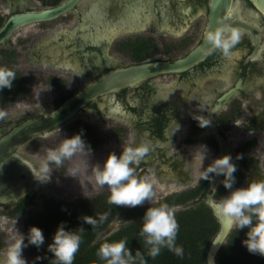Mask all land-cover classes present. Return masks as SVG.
<instances>
[{"label": "flooded vegetation", "instance_id": "obj_1", "mask_svg": "<svg viewBox=\"0 0 264 264\" xmlns=\"http://www.w3.org/2000/svg\"><path fill=\"white\" fill-rule=\"evenodd\" d=\"M33 1L0 0V4L3 2L10 8L6 15L0 11L3 22L23 9L43 10L67 0H35V4ZM210 3L211 0H79L72 9L56 18L38 22L41 32L46 35L36 44L32 56L58 66L68 75L78 76L82 88L91 79L122 67L142 62H172L186 56L204 41ZM224 17L242 32V39L234 49L241 53L238 59L229 60L220 50H209L204 59L183 71L156 74L132 87L100 95L77 113L92 112L99 119L95 121L97 125L121 132L123 139L119 151L126 144L150 141L149 151L138 164L132 165L136 175L145 177L148 166L155 164L157 173L168 185L175 180L182 184L172 188L170 195L195 192L196 195L186 201L189 205L199 201L208 205L207 189L214 173L209 174L210 179L199 177L221 152L212 120L230 144L232 160L242 174L238 184L247 181L248 172L255 171L258 176H264V167L261 168L253 156L247 159V153L252 152V146L258 142L252 137L253 133L264 127V11L253 0H231ZM5 53L9 57L11 50H5ZM257 83L263 93L259 98L251 92ZM234 87H238L237 93L213 112L220 97ZM163 96L168 99L160 98ZM244 100L249 104H244ZM247 111L250 118L239 124H245L244 133L248 136L242 138L237 153L232 149L229 132L230 128L238 126L235 122ZM196 115L209 119V125L201 127ZM29 118H20L7 131L3 129L5 124L0 122V138ZM93 121L80 120L77 128L82 125L91 134ZM177 123L179 128L174 131ZM130 132L134 139L130 138ZM127 135L128 139H125ZM258 136L262 137L261 134ZM17 151L20 152L19 147ZM237 154L240 159L236 158ZM20 155L34 164L28 156L21 152ZM11 156L12 153L7 155L6 160ZM34 166L37 168L36 164ZM48 182H41L16 201L0 202V205L13 203L14 212L25 210L33 202L35 191L47 186ZM220 187L219 184L214 193L215 200Z\"/></svg>", "mask_w": 264, "mask_h": 264}, {"label": "clouds", "instance_id": "obj_2", "mask_svg": "<svg viewBox=\"0 0 264 264\" xmlns=\"http://www.w3.org/2000/svg\"><path fill=\"white\" fill-rule=\"evenodd\" d=\"M203 39L210 43L211 50H220L223 56L232 60L238 59L240 51L234 50L242 39V32L230 24H220L213 28H205ZM81 73H77L79 75ZM16 73L6 67L0 66V89L11 88ZM168 99V96L160 97ZM3 113L0 112V116ZM201 127L209 125V119H202L196 115ZM239 125V121L235 122ZM179 128L177 123L176 129ZM82 131L70 136H64L62 142L55 148H48L46 157L38 171L33 173L34 177L47 182L52 179L53 168L51 164L61 165L65 160L71 159L77 153L90 155L93 149L82 136ZM173 131V132H174ZM150 141H142L139 144H126L122 151L117 154L110 151L102 163L93 166L95 181L101 187L107 185L109 190L108 203L114 205H127L134 207L145 201H152L154 197L153 182L147 177H138L132 166L138 164L145 153L149 151ZM206 149V146H204ZM204 156V155H203ZM237 159L241 156L237 154ZM203 159V157H202ZM237 170L230 154H224L215 158L200 174V178L210 179V173L223 176V185L228 193L217 201V208L222 211L226 219L236 230L247 227L246 237L242 243L251 253L264 255V178H251L243 186L233 187L236 181L234 173ZM68 176L79 179V168L71 167L66 173ZM215 193V188H213ZM108 212L99 214V222L107 219ZM82 219L90 224L96 225L97 219L92 215H83ZM179 224L175 217V209L168 203L162 202L149 206L145 209L142 217L140 235L144 237L148 245L147 255L157 257L162 248H167L178 256L183 255V247L176 243ZM82 236L78 228L65 227V222H60L47 248L55 258L56 264H73L75 254L80 248ZM45 242V236L40 227L32 225L25 234L17 229V234L11 237L3 250H0V264H28L23 255V248L32 244L39 249ZM227 243V242H225ZM98 256L104 264H147L145 256L139 248L133 254L128 247V239L106 241L98 249ZM44 257L37 255L32 261L41 260Z\"/></svg>", "mask_w": 264, "mask_h": 264}, {"label": "rangeland", "instance_id": "obj_3", "mask_svg": "<svg viewBox=\"0 0 264 264\" xmlns=\"http://www.w3.org/2000/svg\"><path fill=\"white\" fill-rule=\"evenodd\" d=\"M36 3L35 0L33 1ZM9 6L0 4V11L3 14L9 12ZM41 24L38 22H33L21 26L12 35L10 42L5 46H0V66H6L12 69L22 82L21 88L17 91V97L9 100L7 103L0 102V112L3 113L0 116V122L4 123V130L7 131L10 126L15 125V123L23 117H32L40 114H49L50 111L54 110L59 100L66 99L74 91L82 88L83 83L78 76H71L61 71L58 66L51 64L46 61H39L34 59L32 56L34 48L37 46L39 41L42 40L46 33L41 32ZM5 50H11L14 52L8 57ZM116 51V49L114 50ZM257 83L256 86H252V91L254 96L259 98L263 96L261 90ZM244 104H249L247 100H244ZM259 106V104H256ZM260 107V106H259ZM250 114H252L250 112ZM250 118L249 112H245L239 116L238 121H247ZM94 120L91 126V134L88 131L82 132L83 138L89 143L93 149L92 154H80L77 153L71 159L65 160L61 165L51 164L50 167L53 168L52 179L49 180L47 186L39 188L35 191L33 196V202L22 211L14 212V204H2L0 205V240L2 245L0 250H3L7 243L11 241V237L17 234V229L25 234V243H27V233L32 225H36L44 230L45 226L47 228L43 231L44 236H46V230L55 231L57 225L48 223L50 216L55 212V215L61 216L60 210L56 208H71L73 203L80 200H93L98 196H103L101 198L104 201L105 196L109 194L107 185L101 187L95 181L93 174V166L96 163H102L110 151H115L116 153L121 152L118 149L123 135L121 132L112 128H106L102 125H97L95 121L99 119L92 112L79 113L73 116L71 119L61 124L58 128L44 134H38L31 137L24 145L19 146V150L22 154L28 156L32 159L34 164H36L39 169L46 157V151L48 148L57 147L64 136H70L78 132L77 124L80 120ZM264 125V124H263ZM245 124L240 123L235 128H230L229 136L232 138V149L236 152H240L239 149L242 146V138L248 136L244 133ZM257 130V129H256ZM258 133L254 132L252 137L257 138L258 142L252 146V152L247 153V159L250 160L253 156L257 163L264 167V127H259ZM130 138L134 139V135L130 132ZM261 134V138L258 136ZM128 139V135L125 136ZM119 147V148H118ZM73 166L79 168V179L76 177L68 176L65 173ZM149 172L145 176L151 182H153V192L154 197L152 201H145L141 205L134 207H148L157 203L159 200L170 195L172 188H177V186H182L180 181L175 180L174 183H161V179L156 171L155 164L148 166ZM264 171V170H263ZM258 172H248L246 174V179L251 178H264L258 176ZM258 176V177H257ZM144 177V176H143ZM141 177V178H143ZM179 182V184L177 182ZM243 181L237 186H243L247 183ZM223 183H220L222 185ZM171 188V189H170ZM181 190V189H180ZM228 189H224L218 195L216 194V200L218 201L221 196L228 193ZM218 192V191H217ZM175 194V193H174ZM203 203L199 201L196 204L189 205L188 202L178 203L171 207L175 209V213L184 208L194 207L198 204ZM128 207V208H134ZM12 210V211H11ZM63 212V211H62ZM81 214H85L83 205L81 209ZM124 216V215H123ZM123 216L118 217V214L109 222V225L114 221H117L119 229L124 224H127L129 220L124 219ZM143 215H141V218ZM234 226L224 241V244L228 243L231 233L234 230ZM116 229V230H117ZM102 233V232H101ZM97 236L94 242L99 240L100 234ZM227 242V243H225ZM47 243V242H46ZM48 244V243H47ZM222 245V246H223ZM45 244H43L39 249L32 244H28L27 247L23 248V255L28 261V264H32V261L37 255L44 257L45 255ZM44 257L41 260L35 261V264H45Z\"/></svg>", "mask_w": 264, "mask_h": 264}, {"label": "water", "instance_id": "obj_4", "mask_svg": "<svg viewBox=\"0 0 264 264\" xmlns=\"http://www.w3.org/2000/svg\"><path fill=\"white\" fill-rule=\"evenodd\" d=\"M230 1L231 0H222V2L218 3V0H211L207 28H213L220 24H229L224 14L225 11L228 10ZM253 1L264 11V0ZM78 2L79 0H67L51 8L30 11L23 9L21 12L11 14L0 26V46L9 41L15 31L21 26L56 18L72 9ZM211 47L210 43L204 40L186 56L178 58L175 61H158L156 63L142 62L102 74L88 81L80 91L68 97L59 107L50 111L49 114L30 117L13 127L11 131L0 138V202L6 203L16 201L33 187L41 183V181L37 180L33 175L38 169L29 159L22 157L20 152L17 151L18 147L26 138L44 134L60 126L76 115L81 109L85 108L90 101L95 100L100 95L115 93L123 87H132L142 80L156 74L183 71L204 59ZM237 88L238 87H234L226 91L220 97L219 104L213 108V112L223 106L235 95V93H237ZM116 112L126 113L120 110ZM212 125L214 133L221 143L220 156L224 154L232 155L230 144L219 132L214 120H212ZM10 153H12V156L10 159L6 160L7 155ZM23 174L26 176L23 177ZM222 177V175L214 173L207 189V204L212 209L220 227L210 243L205 264H216V257L219 250L233 228V225L228 222L222 211L217 208V200L213 198L214 193L212 190L213 188H215V190L217 189L222 181ZM128 207L127 205H122L117 218L123 216ZM117 227L118 223L114 221L102 231L99 240L112 234L116 231Z\"/></svg>", "mask_w": 264, "mask_h": 264}, {"label": "trees", "instance_id": "obj_5", "mask_svg": "<svg viewBox=\"0 0 264 264\" xmlns=\"http://www.w3.org/2000/svg\"><path fill=\"white\" fill-rule=\"evenodd\" d=\"M4 17L0 15V26L2 25ZM13 54L14 52L11 51ZM16 74L12 82V87H5L0 89V102L7 103L9 100L17 97V91L21 88L22 82ZM62 102V100H59ZM78 132L86 131L84 126L80 125ZM236 177L235 186L242 179V174L236 170L234 173ZM225 187L222 184L218 195L224 190ZM109 195V194H108ZM108 195L105 196L104 201L101 199L103 196H98L93 200H80L73 203V211L71 208H56L60 210L61 214L55 215V212L50 216L48 223L58 225L60 222H65L66 228L80 230L82 240L80 248L75 254L73 264H104L103 260L98 256V249L101 244L106 241H114L119 239H128V247L132 250L133 254L135 250L139 248L141 253L145 256L147 264H205L207 258V252L210 243L216 233L219 230L220 224L213 214L212 209L202 203L194 207L184 208L175 213V217L179 224V230L176 237V243L183 247V255L178 256L169 249L162 248L160 254L155 257H149L147 255L148 245L145 244L144 237L140 235L142 227L141 215L144 214L147 207H134L128 208L123 216L124 219L129 220L127 224L114 231L112 234L105 238L94 242L106 227L109 226V222L119 213L121 205H114L108 203ZM195 192L184 191L180 193L172 194L159 200L157 203L166 202L170 206L178 203H185L189 198H192ZM150 205V206H154ZM85 214H81V209ZM24 205H22V208ZM149 207V206H148ZM63 211V212H62ZM108 212L107 219L103 222H99V214ZM83 215H92L97 219L96 225H90L83 219ZM47 228L45 226L44 230ZM43 230V231H44ZM247 227L243 229L234 230L231 233L230 239L227 244H224L216 257V264H264V255L258 253L254 254L247 250L246 246L242 243V240L246 237ZM54 231L46 230L45 236V255L48 257L45 259V264H56L55 258L52 253L48 251L47 243L52 239ZM47 242V243H46ZM136 264H139L137 260Z\"/></svg>", "mask_w": 264, "mask_h": 264}, {"label": "bare ground", "instance_id": "obj_6", "mask_svg": "<svg viewBox=\"0 0 264 264\" xmlns=\"http://www.w3.org/2000/svg\"><path fill=\"white\" fill-rule=\"evenodd\" d=\"M161 183L166 184V180L165 179H161Z\"/></svg>", "mask_w": 264, "mask_h": 264}, {"label": "snow or ice", "instance_id": "obj_7", "mask_svg": "<svg viewBox=\"0 0 264 264\" xmlns=\"http://www.w3.org/2000/svg\"><path fill=\"white\" fill-rule=\"evenodd\" d=\"M222 2V0H218V3Z\"/></svg>", "mask_w": 264, "mask_h": 264}]
</instances>
